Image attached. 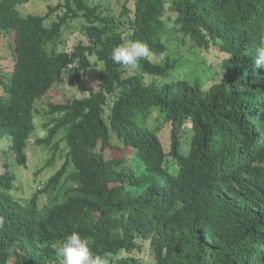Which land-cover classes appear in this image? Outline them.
<instances>
[{"label": "trees", "instance_id": "obj_1", "mask_svg": "<svg viewBox=\"0 0 264 264\" xmlns=\"http://www.w3.org/2000/svg\"><path fill=\"white\" fill-rule=\"evenodd\" d=\"M27 2L0 0V36L12 35L14 61L7 80L0 57V140L17 165L27 167L36 102L67 74L72 84L100 71L81 87L86 96L48 103L37 143L53 149L47 165L59 133L67 150L24 203L10 193L15 175L4 163L0 264H61L73 231L107 264H145L136 254L144 240L153 264H264V67L253 69L264 0H121L118 10L63 0L44 14L20 12ZM74 18L87 21L88 43L57 51ZM136 39L150 55L129 75L111 51ZM196 51L217 62L220 82L204 88L196 65L183 73L181 58ZM56 190L62 199L39 208Z\"/></svg>", "mask_w": 264, "mask_h": 264}, {"label": "rangeland", "instance_id": "obj_2", "mask_svg": "<svg viewBox=\"0 0 264 264\" xmlns=\"http://www.w3.org/2000/svg\"><path fill=\"white\" fill-rule=\"evenodd\" d=\"M98 1H104L107 4L110 2V6L118 10L120 8V2L118 0H93L97 3ZM109 1V2H108ZM63 0H28L27 3L21 4L18 10L23 13L31 12L34 14H44L49 10V6L55 7L58 3H62ZM49 7V8H48ZM64 9L57 10L54 12L46 21V25L59 19V15L63 14ZM88 24L84 18H74L70 19L67 27L63 30L62 37L56 42L57 51H70L73 46L78 42L88 43L87 36L84 34L83 26ZM12 35L6 33L0 36V57L3 76L7 78L10 73H12L14 61L12 57L11 41ZM181 59L187 64L183 67V73L186 70H192L193 66L196 65L197 68L194 72L200 77L201 84L204 88L208 87L210 84L215 82H220L222 80L221 69L217 62H213L209 57L203 52L196 51L195 55L188 52L184 54ZM159 58V56H158ZM209 62H212L209 63ZM215 63V64H214ZM127 73L132 75V69L125 67ZM100 71V66L91 68L88 73H86L79 81H74L72 84L68 82V74L66 76L64 84L59 88H54L49 91V93L41 98V100L36 102V111L34 113V124L35 130L31 135L28 146L26 148L27 154V167H21L17 165L12 152L9 149V142L7 139L0 140V173L4 172V163L8 164L9 171L15 175V181L13 182V187L10 193L19 202L24 203L30 198L33 192L39 188L40 185L45 183L47 179L61 166L64 161V154L66 153L67 147L65 140L62 137V133H59L55 139L58 142V151L55 154L53 161L47 165L49 159L53 156V149L45 145H39L37 139L43 138L47 135V124L51 118L46 112L49 109L48 103L58 102L64 100L65 98L71 97V95H76L77 97L86 96V92L81 91V87L89 89L93 87L92 76L98 74ZM147 78V75L145 76ZM3 79V78H2ZM4 81V79H3ZM6 81V79H5ZM65 90V91H64ZM2 87L0 86V93H2ZM153 122H150V124ZM169 125H164L161 129V137L164 143L168 146L169 137ZM187 132H190L187 129ZM109 151V150H108ZM59 192V193H58ZM56 197L57 200L62 199V193L60 191H54L50 194H43L39 200V208L44 205L53 202L52 198ZM143 248L141 251H137L136 254L145 264H153L152 255L150 252L149 241H142ZM122 255V254H121Z\"/></svg>", "mask_w": 264, "mask_h": 264}, {"label": "clouds", "instance_id": "obj_3", "mask_svg": "<svg viewBox=\"0 0 264 264\" xmlns=\"http://www.w3.org/2000/svg\"><path fill=\"white\" fill-rule=\"evenodd\" d=\"M254 71L264 67V43L255 49ZM150 55L148 44L143 40H127L113 47L111 60L128 68H137L139 61L147 59ZM61 264H107V261L93 253L88 238L78 231L68 234L58 249Z\"/></svg>", "mask_w": 264, "mask_h": 264}]
</instances>
